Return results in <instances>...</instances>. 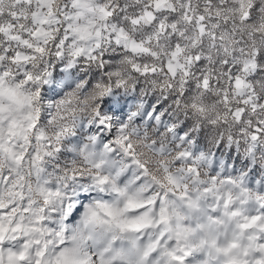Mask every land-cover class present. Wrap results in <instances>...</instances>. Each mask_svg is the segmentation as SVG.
I'll list each match as a JSON object with an SVG mask.
<instances>
[{"label": "snow or ice", "instance_id": "6c2138e0", "mask_svg": "<svg viewBox=\"0 0 264 264\" xmlns=\"http://www.w3.org/2000/svg\"><path fill=\"white\" fill-rule=\"evenodd\" d=\"M0 264H264V0H0Z\"/></svg>", "mask_w": 264, "mask_h": 264}]
</instances>
